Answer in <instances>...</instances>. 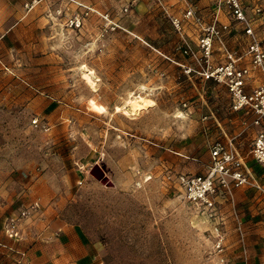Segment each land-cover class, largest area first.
<instances>
[{
    "label": "rangeland",
    "instance_id": "rangeland-1",
    "mask_svg": "<svg viewBox=\"0 0 264 264\" xmlns=\"http://www.w3.org/2000/svg\"><path fill=\"white\" fill-rule=\"evenodd\" d=\"M83 1L115 28L104 30L97 14L67 28L54 12L62 0L29 11L23 0H0V233L29 209L45 173L67 220L101 243V264H217L213 223L162 177L199 172L220 132L209 115L230 119L229 134L239 126L227 87L204 80L177 49L163 0H136L126 11L127 0ZM138 96L150 103L133 110ZM255 217H241L244 251L227 252L234 264H259L247 244Z\"/></svg>",
    "mask_w": 264,
    "mask_h": 264
},
{
    "label": "built area",
    "instance_id": "built-area-1",
    "mask_svg": "<svg viewBox=\"0 0 264 264\" xmlns=\"http://www.w3.org/2000/svg\"><path fill=\"white\" fill-rule=\"evenodd\" d=\"M39 1L23 0L22 5L29 11ZM67 1L74 4L72 9L63 6L54 10L55 15L63 20L67 28L80 29L92 13H96L103 20L104 30L115 28L108 13L96 12L91 6L78 1ZM135 1L127 0L123 10L126 11ZM222 14H226L229 19L225 22L221 21L219 16ZM189 19H193L199 25V36L195 46H192L184 35V28ZM170 22L181 37L182 42L177 45V49L196 62L199 70L195 72L204 80L223 82L230 93L231 108L234 111L244 110L252 113L254 115L252 123L256 125L264 123V80L251 90H245L246 83L251 80L254 70L264 78V44L258 38L256 30L259 25L264 24V4H261L260 0H215L212 18L207 23L195 15L192 7L184 9L181 15H170ZM234 25H239L246 37L243 53L236 54L235 51H229L224 47L226 62L213 66L210 59L214 42H219L223 46L224 35H230ZM243 57L249 60L247 64L239 63ZM190 70L191 67L188 68V71ZM248 155L264 169V130L255 135L246 156L236 154L230 145L217 141L209 149V161L203 171L190 173L170 170L162 177L169 187L178 190L187 202L195 205L213 223L211 236L214 241L213 248L217 253V264H234L227 257L226 234L219 226L223 219L220 199L231 200L232 190L237 187L255 188L264 192V187L246 170L245 159ZM37 207L38 202L33 201L29 209L19 212V218L11 219L5 227L6 235L11 238L17 237L19 219L26 218ZM236 230L239 242L243 246L244 233L241 221L237 218Z\"/></svg>",
    "mask_w": 264,
    "mask_h": 264
},
{
    "label": "crops",
    "instance_id": "crops-1",
    "mask_svg": "<svg viewBox=\"0 0 264 264\" xmlns=\"http://www.w3.org/2000/svg\"><path fill=\"white\" fill-rule=\"evenodd\" d=\"M73 1L88 4L83 0ZM163 1L166 4V11L173 15H181L184 9L192 7L195 15L200 17L201 21L205 23L212 18L215 2V0ZM41 3H44V1H41ZM61 3L69 8L74 6L73 3H69L66 0H62ZM260 3L264 4V0H260ZM96 8H94L96 12H104ZM162 8L164 7L162 6ZM247 13L249 14V10ZM94 15L96 13H92L90 19ZM219 19L225 22L229 17L226 14H222ZM184 29L185 38L190 41L192 46H195L199 36V25L193 19H189ZM256 30L258 38L264 44V24L259 25ZM222 42L223 46L219 42L214 43L219 52L212 54V58L219 59L220 62L225 61L224 47L229 51H235L236 54L243 53L246 46V37L239 25H234L231 34L224 35ZM248 61L246 57H243L239 63L247 64ZM262 80L264 78H262L261 74L256 70L253 71L251 82L249 81L250 83L246 86V90L249 91L253 86L261 84ZM236 113L237 115L233 118V121H236L239 126L230 134L227 133L229 125L226 124L230 119L225 117L216 119L213 114L208 117H213L220 129V132L218 130L216 132L215 142L218 141L225 145H230L236 154L246 156L251 146L243 148L241 143L247 140L249 136L253 141L255 135L259 131L264 130V123L259 125L252 123L254 115L244 110L236 111ZM206 129L210 132L209 127ZM250 132H252V135ZM85 157L89 160V156ZM82 161L84 160L82 159ZM208 161L209 151L206 160L198 161L200 163L198 170L203 171ZM245 167L248 173L256 181H260L261 186L264 187L262 168L254 162L250 155L245 159ZM176 169L180 171V169ZM182 170L186 169L183 168ZM44 175L45 173L37 175L33 182L34 192L32 200L38 202V207L31 211L26 218L21 219L18 225L17 237L11 238L6 234L0 233V264H101V243L89 239L77 225L67 220L62 210L64 198L56 196V193L50 191L51 189L47 186ZM49 192L52 194L50 195ZM220 200H222V230L226 234L227 252L235 251L236 254H233L232 257L242 255L244 250H242L239 241H237L238 234L233 224L236 218L242 222L241 217L248 211L256 217L253 218L254 227L247 235V244L255 247L257 253H253V256L256 255L258 257L259 264H264V192L255 188L237 187L232 190L231 200H226L225 198ZM233 241L234 243L232 244L231 242ZM235 245L236 247L232 248ZM253 247H250L248 251H252ZM252 260L255 261L254 259ZM245 264H247L246 261Z\"/></svg>",
    "mask_w": 264,
    "mask_h": 264
},
{
    "label": "bare ground",
    "instance_id": "bare-ground-1",
    "mask_svg": "<svg viewBox=\"0 0 264 264\" xmlns=\"http://www.w3.org/2000/svg\"><path fill=\"white\" fill-rule=\"evenodd\" d=\"M91 73V72H90ZM83 79L86 80V82L91 86V87H95V81L93 79V77H91V75L88 72L83 73ZM85 82V83H86ZM88 85V86H89ZM96 88V87H95ZM150 103V101H148V99H144L143 97L138 96L137 99L131 100V105H132V109H141L146 107L148 104ZM129 115V114H128Z\"/></svg>",
    "mask_w": 264,
    "mask_h": 264
}]
</instances>
